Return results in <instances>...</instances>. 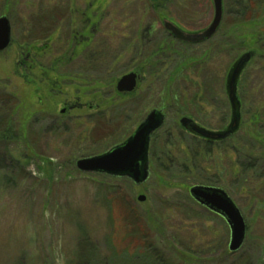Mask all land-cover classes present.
I'll list each match as a JSON object with an SVG mask.
<instances>
[{"label":"rangeland","instance_id":"rangeland-1","mask_svg":"<svg viewBox=\"0 0 264 264\" xmlns=\"http://www.w3.org/2000/svg\"><path fill=\"white\" fill-rule=\"evenodd\" d=\"M64 1L0 0V17L6 16L11 26L10 45L0 52V117L9 113L0 118V125L13 120L12 126L23 131L21 142L36 141L37 153L25 161L29 153L17 148L20 143L0 144V264H264V209L250 207L249 199L259 198L257 202L264 205L263 184L258 191L252 187L254 181L244 182L241 176L238 184L224 183L210 169L206 178L182 188L175 181L160 184L156 175L163 173L154 152L149 159V178L139 186L125 177L83 173L75 165L79 159L106 153L126 140L161 105L166 108V119L152 143L162 141L165 128L171 129L173 138L186 135L175 128L174 120L179 118L173 103L184 99L186 89L190 91V84L201 82V77L214 81L213 73L185 70L170 91L173 81L166 82V76L173 63L163 56L159 61L164 63L158 66L161 73L144 75L132 94L118 92L116 85L122 76L135 71L143 58L141 48L154 51L170 40L162 28L163 18L191 31L205 28L213 18L212 0H160L154 7L149 0H102L101 5L75 0L79 12L92 5L87 17L101 19L91 46L101 60L88 64L86 52L83 64H65L68 72L79 69L80 73L83 67L85 80L74 81L65 76L58 61L65 47L63 30L52 33V43H25L31 24L40 18L37 14L57 12ZM224 8L227 18L243 9L242 20L247 13L248 19L240 22L242 27L264 23V0H226ZM43 28L48 30V25ZM220 39L217 34L210 41L211 59L220 55ZM208 43L192 48L193 54H201ZM134 45L137 48L130 51ZM172 47L175 51L188 49ZM179 55L175 63L188 54ZM223 57L231 58L229 54ZM185 75L190 81L186 84ZM258 76L262 88L264 77ZM9 108H14L12 113ZM184 139L191 143L190 138ZM241 143L244 150H250ZM7 150L22 161L11 160ZM257 174L254 179L264 181ZM197 184L221 186L240 210L246 230L236 252L228 249L226 222L189 195ZM140 195L146 200L139 201Z\"/></svg>","mask_w":264,"mask_h":264},{"label":"flooded vegetation","instance_id":"flooded-vegetation-1","mask_svg":"<svg viewBox=\"0 0 264 264\" xmlns=\"http://www.w3.org/2000/svg\"><path fill=\"white\" fill-rule=\"evenodd\" d=\"M254 1L256 2L259 0ZM223 5L222 20L216 32H214V35L211 38L205 39L204 41L198 43H183V41L176 39L171 32L165 29L164 22L168 21L172 23V25H175L179 30L183 32L197 34L200 31L206 29L212 23L213 18L209 25L205 28L193 31L185 29L180 25H176L170 18H163L162 28L170 36V40L167 41V43L171 45L170 48H172V50H169V52H171L170 55H172L175 59L176 56H181L179 55V52H185V54H188L186 55L185 60L180 62L178 61L173 65V75L175 80L177 78L179 80L181 76L180 73L184 72L185 70H189L190 72V70L195 69L201 71L199 72L201 74L202 71L213 73L215 77L213 78L215 79L214 81H211L212 78L210 77L208 79H205V77H201V82L195 83V88L197 91H193L190 87V91L186 89L188 91V94L192 91L189 97H187V94L184 99H180L179 101H177L178 99H176L175 103H173L176 109L175 116L176 118H179V120L177 121L178 123L176 122V119L174 120V122L176 123L175 128L177 131L181 132V134H186L185 136L182 135L180 138H178L180 140L174 137L175 140H173V149L175 150L173 151L176 155H178V153H182L184 156H188L187 149L191 150L190 148H194L193 144H197L199 145V147L203 145L207 149L205 152L206 156H211L212 158V162L208 161L210 170H213L217 175H219V177L223 179L226 178V174L228 172H231L232 177L229 179V182H235L238 184V179L240 178L239 174L242 171L244 162V155L250 154L249 157L251 158H260L259 162L264 166V86L260 88L256 81V79L259 77L258 75L264 77V23H262V26L260 25V23L255 22V24L251 27H242V23L240 22H242L243 19H248V17L245 16L247 15V13H244L242 20L239 17H241L243 9L242 11H234L233 16L227 18L225 12L226 8H224L226 6V0H223ZM91 6L89 5L87 8L85 7V11L83 10L84 12L82 16H84L85 18L84 21L86 20L87 22L85 25L82 24V22L81 26L84 25V27H91V22L98 19V17L94 15L89 18L87 17L88 12L86 11L92 9ZM227 19L229 21H227ZM217 34H220L221 38L218 48L220 52L218 54L220 55H218V57L214 59H211L210 55L211 53H213V49L209 44ZM245 34H247V36L249 35L251 38H244V36H246ZM76 35L77 36H75V39L77 40L79 48L81 45H83V43H88L91 40V37L89 38L88 36H85L84 32L82 31H79L78 33H76ZM206 42L209 43L204 46L202 53L194 55V47ZM172 46H176L177 48H179V46L180 48L186 47L188 49L181 48V50L175 51L173 50ZM162 50L163 49L157 52L154 58H157L156 56H158L159 54H163ZM189 53H191V55ZM228 54L231 57L230 60L227 61L222 59L224 58L223 56H227ZM246 56H248V59L239 72L235 89L239 108V126L237 130L234 133L230 134V136L223 139L211 140L210 138L206 139L201 138L200 136L198 137V135L183 127L181 125V120L188 118L190 124L193 127H199L200 129H204L211 133H224L228 130L233 117V104L228 95L229 93L227 89V83L229 76L231 75V72L233 71L238 61ZM84 57V55H78L74 58L76 61H78V64H80ZM63 65L60 64V66ZM81 70V72H84L83 67H81ZM130 73H136L138 76L136 85L137 88L142 79H144L146 71L144 68H135V71ZM182 77L185 84L190 82L189 80H187L188 78L186 77V75ZM203 83L205 86H203ZM78 86L81 87L82 83L78 84ZM251 90H254L255 92ZM133 92L123 94L130 95ZM257 93H259V95ZM164 109L166 108H163V105H161L160 108L153 110L160 111L164 115L165 122L166 114ZM156 131L153 132L150 136L148 150L149 159L151 156L150 150L152 149L153 144L152 139L154 138L153 136L155 135ZM184 138H190L191 143L189 145H186ZM241 140H247L252 142L253 144H256V146H258V149L252 150V152L248 151L245 153L242 149ZM228 141H234V143L228 145ZM233 156L234 158H231ZM212 185L214 184H201L200 186L211 188L216 186Z\"/></svg>","mask_w":264,"mask_h":264},{"label":"trees","instance_id":"trees-1","mask_svg":"<svg viewBox=\"0 0 264 264\" xmlns=\"http://www.w3.org/2000/svg\"><path fill=\"white\" fill-rule=\"evenodd\" d=\"M158 1L160 3V0H149V5H151L152 7L157 6L156 2H158ZM92 2L95 3V4L93 3L94 5H96V3L100 2L99 4L101 5L102 0H93ZM10 5L11 4L9 3V6ZM83 12L84 11L79 12L78 6H77L75 0H69V1L65 0L63 3L62 9L58 10L57 12L55 10H53V12L49 11L47 13H44V12L38 13L37 15H39L40 18L35 20L31 24V30L29 31L30 35L28 36V38L25 39V43L26 44L28 43V45L31 42L37 44L39 42H46L47 43L49 41V43H52L51 42L52 33L53 32L55 33L57 31V29L60 28V30H63L65 32V37H66L65 47H64L63 51L59 54L60 59L58 61L61 65H63V64L65 65L69 62L70 63L76 62L74 57L78 56V55H83L86 52H88V53H87V58H85V59H86L88 64L95 61V60L96 61L101 60L98 58V56L100 54L97 52V50L94 49L93 47H91L93 44L92 43L93 39L96 36L97 31L100 30V20L101 19L98 17V19L91 22V27H84V25L86 24L87 21L86 20L84 21L85 18H84V16H82ZM78 16H79V18H78ZM53 22H55V23L57 22L58 26L55 25ZM81 23L84 25L81 26ZM44 25H48V30L47 29L44 30V28H43ZM77 25L81 26V28L79 30L76 29ZM40 29H42L41 31H43V32L37 36L36 32L37 31L39 32ZM79 31L84 32L85 36H88L89 38L91 37V40L88 43H83V45H81L80 48H79V45L77 44V40L75 39V36H77L76 33H78ZM137 45H141V43H137ZM160 45H162V48H159ZM160 45L158 48H155L154 51L152 49H147V50L143 49L142 50V48H141L143 58L141 57L142 59L139 60V63L137 64L136 68H142V69L144 68L146 71L145 75L149 74V75L157 76V75H159V73H161L162 68L159 69L158 66L160 65L162 67L164 62L162 63L161 61H159V59L162 58L163 56L167 60H169V62L173 63L172 66L175 64V59L172 55H170L171 52H169L171 45H169L167 42H162ZM48 48H49V46L47 45L46 50ZM134 48H137V46L134 45L130 51H132ZM161 49H163L162 50L163 54H161V55L159 54L158 56H156L157 58H154V56L157 54V52H159ZM77 63H78V61H77ZM81 63H82V61H81ZM64 65H63L64 70L62 72L65 73V76L67 78L71 79L72 81H74L75 79L85 80L86 76H84L81 72L79 73L78 72L79 70H74L73 72L72 71L68 72L67 69H65L66 66L64 67ZM173 67L171 68L170 73H168L166 76L167 77L166 82H168L170 80L173 81V85H170V87H169L170 91H171V88L175 87V83H176V80H175L174 75H173V73H174ZM193 84L190 85L191 88L196 87V85L195 84L193 85ZM165 86H166V83H165ZM203 86H205L204 83H203ZM13 109L14 108H9L11 113H12ZM8 114H5V115H8ZM5 115L1 116L0 118L2 119L3 117H5ZM10 122H11V124H10ZM59 124L57 126H59ZM12 125H13V120L10 121L9 119L4 121L3 125H0V144L1 143L4 144L7 142H11V144H12V141L20 143V146L18 144L17 148L23 147L24 152L26 151V154L29 153V154H27L28 156L24 157V160H25V158H26V160H28L29 157H33V154H37L36 149H35V142L36 141L35 142L34 141H32V142L31 141L30 142L22 141L21 142V140H22L21 137L23 135V133H22L23 131L21 130V127H19V129H18V126L13 127ZM95 129H98L97 126ZM162 136H163L162 141H160V142L158 140L155 141V139H154V142L152 144V149L150 150L151 156L154 152V155H156L155 156L156 163H159V165L161 167L158 170L161 171V173H163V174H160L161 176L156 175L157 179L159 180L158 183L160 182V184L161 183H165V184L168 183L169 184V183H171V181H175L174 185L178 188L179 187L182 188L181 187L182 185L183 186L188 185V183H192V180L196 181V179L202 180V179L206 178V175L208 174L209 169H210L209 168V162H212V158H211V156H206L205 152L207 149L203 145L201 147H199V145L193 144L194 148H190L191 150L187 149L188 150V156H186V155L184 156L182 153H178V155H176L175 152L173 151L175 149H173L174 138H173V134L171 133V129L165 128L163 133H162ZM165 138H167V139H165ZM158 139L160 140L161 138L159 137ZM243 141L245 143L244 145L248 144L247 146L250 149V150H244L242 148L245 153L248 151L252 152V150L258 149L257 148L258 146L256 147V145H254L252 142L247 141V140H243ZM21 144H23L24 146H21ZM185 144L189 145V142L187 141ZM153 148H154V150H153ZM18 151H20V149ZM6 153L11 158V160L13 158L14 161H22V160H19L17 158V156H15V154H13V151L7 150ZM20 154H22V152L21 153L19 152L18 156ZM249 156H250V154H247V155H244V157H243L244 162H243L242 171L239 174V177L240 176L244 177L243 178L244 182H245V180H248V179L251 180V182L254 181V183H252V187L257 188V190L259 191L262 188L261 186L264 185V181L254 179L253 175L258 173L257 176H260V178L262 179L264 176V166L259 162L260 158H251ZM261 166L263 168H261ZM247 172H250V174H251L250 178L251 179L249 177H247V175H246V174H248ZM231 174H232L231 172H228L226 174V178H224V179L219 177V175H217V177L220 178V180L227 183V182H229V179L232 177ZM2 180H3L2 183H4L5 182L4 177L3 178L1 177V181ZM208 180L211 181L212 179H208ZM238 181H239V179H238ZM217 183L220 184V182H217ZM185 188H187V187L185 186ZM183 189H184V187H183ZM249 199L251 200L250 201L251 202L250 207H257L261 210L264 209V205L262 204V202L261 201L257 202V200L259 198L249 197ZM190 201H191V199H190ZM252 202H255V203L253 204ZM192 203H193V201H192ZM201 208H203V207L201 206ZM203 209L205 210V208H203ZM152 250H154V249H152ZM154 262H155V260H154Z\"/></svg>","mask_w":264,"mask_h":264},{"label":"water","instance_id":"water-1","mask_svg":"<svg viewBox=\"0 0 264 264\" xmlns=\"http://www.w3.org/2000/svg\"><path fill=\"white\" fill-rule=\"evenodd\" d=\"M214 15L212 23L197 34L186 33L179 30L172 23L165 21L164 27L172 35L186 43H198L209 39L216 32L223 16V0H212ZM11 26L6 16L0 17V52L4 51L11 42ZM248 56L238 61L229 76L227 89L233 104V117L229 128L224 133H211L199 127H193L187 119L181 120V125L201 138L219 140L234 133L239 124V108L236 97V82L243 65ZM138 76L136 73H128L117 82L116 89L120 93H131L135 90ZM164 123V115L153 110L136 128V130L123 142L110 148L106 153L82 158L76 161V168L83 173L103 174L112 177H125L135 185L144 184L149 178V142L153 132L158 130ZM189 195L198 204L210 212L220 216L230 229V240L228 249L231 253L239 250L245 239V222L242 214L232 199L223 190L215 187H204L200 185L189 189ZM139 201H145L146 196L140 195Z\"/></svg>","mask_w":264,"mask_h":264}]
</instances>
